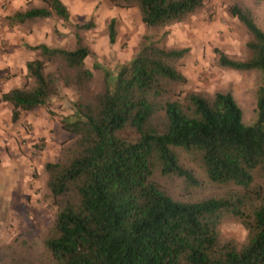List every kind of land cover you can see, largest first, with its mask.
Segmentation results:
<instances>
[{
    "label": "trees",
    "instance_id": "16d2710c",
    "mask_svg": "<svg viewBox=\"0 0 264 264\" xmlns=\"http://www.w3.org/2000/svg\"><path fill=\"white\" fill-rule=\"evenodd\" d=\"M39 1L42 6L29 5L9 22L57 18L72 27L75 47H28L37 57L26 63L24 84L1 96L12 107V123L61 96V83L82 92L93 77L85 66L92 53L80 35L93 23L72 25L61 0ZM106 1L115 8L137 7L147 30L179 23L205 2ZM229 12L251 36L250 58L234 60L215 50L217 63L262 71L255 123H242L228 93L208 99L180 90L187 81L177 62L187 50L168 49L163 37L143 35L113 81L106 77L103 91L72 102L74 119L61 120L73 139L56 162L44 166L54 222L43 247L52 264H264V30L238 6ZM115 23L108 26L110 44ZM176 149L199 154L208 180L227 188L221 197L180 202L169 195L161 178L198 184ZM226 220L246 231L243 243L221 237Z\"/></svg>",
    "mask_w": 264,
    "mask_h": 264
},
{
    "label": "rangeland",
    "instance_id": "374dc122",
    "mask_svg": "<svg viewBox=\"0 0 264 264\" xmlns=\"http://www.w3.org/2000/svg\"><path fill=\"white\" fill-rule=\"evenodd\" d=\"M33 1L30 6H42L39 0ZM65 1L70 8L72 25L93 23L91 29L80 33L84 45L92 53L85 60V66L93 77L82 92L61 83V96L54 97L45 107L35 109L37 123L28 122V112L21 113L13 123V140L0 144V264H52L43 247L54 222L46 199L44 166L56 162L62 147L73 139L61 128V120L74 119L72 102L82 95L88 97L103 91L106 77L109 82L113 81L117 67L134 57L146 33L156 39L163 37V44L168 49L187 50L177 62V69L187 81L180 90L198 93L208 99L216 93H228L241 110L242 123L250 126L256 121L262 71L222 68L217 63L215 50L234 60L250 58L247 43L251 36L229 9L238 6L245 10L256 26L264 30V0H205L203 7L185 20L151 30L141 22L137 7L115 8L106 0ZM112 19L116 21L117 34L115 42L110 44L108 26ZM27 25L34 29L38 45L65 50L75 47L72 27L57 18ZM35 55L37 57V53ZM53 70L54 67L48 69ZM176 153L180 164L192 172L198 184L190 186L182 179L161 178V185L174 200L197 202L223 195L227 188L208 180L198 153L182 149H176ZM220 235L243 243L246 231L238 223L226 220L220 226Z\"/></svg>",
    "mask_w": 264,
    "mask_h": 264
},
{
    "label": "crops",
    "instance_id": "0c3cea01",
    "mask_svg": "<svg viewBox=\"0 0 264 264\" xmlns=\"http://www.w3.org/2000/svg\"><path fill=\"white\" fill-rule=\"evenodd\" d=\"M32 1L0 0V144L12 141L15 136L11 121L12 107L3 102L1 96L24 84L26 63L36 58V52L28 47L38 45L34 29L31 30L26 23L9 22V18L25 11ZM61 1L70 11L68 3ZM26 119L32 125L36 124L35 110L28 112Z\"/></svg>",
    "mask_w": 264,
    "mask_h": 264
}]
</instances>
